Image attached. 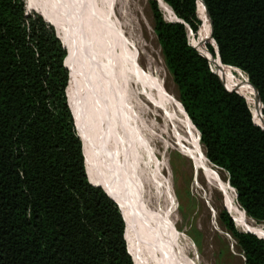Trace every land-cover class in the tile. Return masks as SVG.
Here are the masks:
<instances>
[{"label":"trees","instance_id":"trees-1","mask_svg":"<svg viewBox=\"0 0 264 264\" xmlns=\"http://www.w3.org/2000/svg\"><path fill=\"white\" fill-rule=\"evenodd\" d=\"M202 2L205 37L201 0H148L153 32L207 161L264 223V0ZM51 5L0 0V264H150L95 160L73 46ZM218 219L243 264H264L263 233L225 210Z\"/></svg>","mask_w":264,"mask_h":264},{"label":"bare ground","instance_id":"bare-ground-1","mask_svg":"<svg viewBox=\"0 0 264 264\" xmlns=\"http://www.w3.org/2000/svg\"><path fill=\"white\" fill-rule=\"evenodd\" d=\"M144 1L50 0L60 30L72 43L75 64L81 65L79 72L88 68L91 74L93 111L103 136L95 160L105 184L127 216L150 264H183L177 239L165 220L170 206L164 198L168 185L164 186L162 176L168 151H177L190 160L192 187L206 203L216 190L237 226L263 235L264 227L250 221L232 199L227 183L201 153L200 141L181 105L158 78ZM207 23L206 18L202 37ZM142 56L146 57L145 67L140 64ZM224 71L236 75L237 70ZM81 81L88 84L85 77ZM157 144L162 158L158 159V177L153 181L146 173L144 154L150 150L157 157ZM251 225L256 229L248 228Z\"/></svg>","mask_w":264,"mask_h":264},{"label":"rangeland","instance_id":"rangeland-1","mask_svg":"<svg viewBox=\"0 0 264 264\" xmlns=\"http://www.w3.org/2000/svg\"><path fill=\"white\" fill-rule=\"evenodd\" d=\"M25 2L27 3L28 0H25ZM143 6L145 8V16L152 28L153 19L148 0L143 2ZM161 13L164 20H166L164 13L162 11ZM199 30L200 27L198 29V32ZM144 36L147 40L149 39L148 33L145 29ZM151 45L152 55L154 56L155 66L158 71L157 76L159 79H161V81H163L166 90L178 101L176 87L165 68L154 32L151 40ZM145 60V56H142L140 59V64L143 67L146 66ZM69 68L71 72L75 69L80 86L83 90L85 100L84 108L88 113V118L85 119V121L87 125L91 122H93L94 125L92 128L91 139L95 155L97 146L99 144H102L103 142V136L99 134L97 118L93 111L94 89L92 88L93 83L91 81V74L88 68H86L85 71L80 70L79 72L81 65L79 63L76 65L75 60L74 67L71 66V60H69ZM82 77H85L87 79L88 84L81 81ZM113 121L115 124L116 119H113ZM89 131L91 134L90 128ZM139 132V136L142 137L143 132H141V129ZM201 147L204 152V148L202 145ZM156 148L158 149V158L155 157L150 150H147V153L145 152L144 154V165L146 166V173L153 181L157 180L158 159L162 158V155L159 153V151H162L160 145L157 144ZM166 160L167 168L163 172L162 177L164 178L162 179L164 181V186L166 184L168 185V190L164 193V198L170 206V211L169 214L165 217L166 219H164L166 220V226H168L175 239H177L178 248L180 251L178 256L183 264H243L244 257L242 252L238 249L234 240L226 232L218 219V214L220 213V211H226L220 192L216 190L213 191L211 199L208 201V203H206L200 197L199 193L192 187V167L190 160L174 150L168 151L166 153ZM212 167L218 173V176L221 178V180L227 183V175L217 167ZM228 187L231 189L229 185ZM249 220L256 225L264 227V223H257L252 219ZM237 230L239 229L237 228ZM239 231L244 232L241 230ZM185 254H187L188 258L185 256Z\"/></svg>","mask_w":264,"mask_h":264},{"label":"water","instance_id":"water-1","mask_svg":"<svg viewBox=\"0 0 264 264\" xmlns=\"http://www.w3.org/2000/svg\"><path fill=\"white\" fill-rule=\"evenodd\" d=\"M158 3V2H157ZM201 3H202V5H203V8H204V12H205V15H206V17H207V19H208V22H210V20H209V16H208V13H207V11H206V8H205V6H204V4H203V2H202V0H201ZM159 5V4H158ZM36 12V11H35ZM36 13H38V12H36ZM173 13V12H172ZM174 14V13H173ZM41 15V14H40ZM42 16V15H41ZM43 17V16H42ZM174 17H175V19L173 20V21H177L178 22V19L176 18V16L174 15ZM169 22H171V21H169ZM51 25V24H50ZM54 27V26H53ZM55 29V28H54ZM56 31V30H55ZM56 34H57V32H56ZM189 34H192L191 33V31L188 29V36H189ZM193 36V35H192ZM58 37V36H57ZM59 38V37H58ZM61 41V40H60ZM62 43V42H61ZM190 44V43H189ZM62 45H63V43H62ZM191 45V44H190ZM192 46V45H191ZM63 47L65 48V46L63 45ZM192 47H194V48H196L195 46H192ZM66 49V48H65ZM197 49V48H196ZM67 50V49H66ZM67 53H68V50H67ZM207 60H208V58L206 57V56H204ZM209 61V60H208ZM232 68V67H231ZM234 69H236V68H234ZM236 70H238V69H236ZM240 71V70H239ZM215 73V72H214ZM216 74V73H215ZM216 75H218V74H216ZM219 76V75H218ZM247 78V77H246ZM247 82H248V79H247ZM248 84H249V82H248ZM249 86L251 87V85L249 84ZM252 88V87H251ZM254 91V90H253ZM254 93H255V95H256V99H257V108L259 109V107H260V100H259V97H258V95H257V93L254 91ZM180 104V103H179ZM181 105V104H180ZM182 107V106H181ZM183 109V108H182ZM184 111V110H183ZM71 112H72V110H71ZM72 114H73V112H72ZM259 114H260V116L261 117H263L262 116V114H261V112L259 111ZM185 115H186V113H185ZM73 116H74V114H73ZM75 117V116H74ZM186 117H187V115H186ZM188 118V117H187ZM189 119V118H188ZM263 119H264V117H263ZM191 122V121H190ZM197 131V130H196ZM198 132V131H197ZM198 135H199V133H198ZM78 137H79V135H78ZM80 138V137H79ZM81 139V138H80ZM199 140H200V135H199ZM82 141V140H81ZM229 185V184H228ZM105 191V190H104ZM234 191V190H233ZM106 192V191H105ZM235 192V191H234ZM107 193V192H106ZM108 195V194H107ZM109 196V195H108ZM110 197V196H109ZM235 197H236V193H235ZM114 202H115V200L112 198V197H110ZM116 203V202H115ZM117 204V203H116ZM118 206V205H117ZM118 208H119V206H118ZM120 209V208H119ZM123 215V214H122ZM244 233H252V232H244ZM252 234H255V233H252ZM257 235V234H256ZM264 240V239H263Z\"/></svg>","mask_w":264,"mask_h":264}]
</instances>
